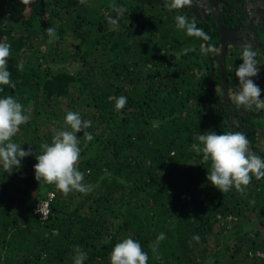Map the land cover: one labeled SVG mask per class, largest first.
I'll use <instances>...</instances> for the list:
<instances>
[{"label":"trees","instance_id":"obj_1","mask_svg":"<svg viewBox=\"0 0 264 264\" xmlns=\"http://www.w3.org/2000/svg\"><path fill=\"white\" fill-rule=\"evenodd\" d=\"M183 12L135 0H0L15 85H0V98L14 97L30 116L12 139L33 150L12 174L0 165V264H75L76 246L83 264H111L129 237L148 264H264V178L221 193L193 148L204 132L232 131L200 36L177 27ZM120 96L127 103L117 110ZM69 111L91 121V141L77 134L88 194L35 179V155L71 130ZM46 199L41 220L33 208Z\"/></svg>","mask_w":264,"mask_h":264},{"label":"clouds","instance_id":"obj_2","mask_svg":"<svg viewBox=\"0 0 264 264\" xmlns=\"http://www.w3.org/2000/svg\"><path fill=\"white\" fill-rule=\"evenodd\" d=\"M84 3V0H79ZM29 4L31 0H22ZM192 0H170L168 7L181 9L190 6ZM113 8L118 13H123L124 8ZM177 27L186 29L189 35H197L207 38L206 35L190 24L186 17H176ZM50 41L56 39L55 29L48 28ZM242 63L236 69V77L239 89L235 93L234 103L237 108L264 109V99H261L262 89L252 79L257 77L260 67L257 66L256 55L252 44L242 42ZM11 56V46L0 42V85L15 87L11 81V72L8 70V61ZM18 70L22 71L23 64H18ZM217 99V98H216ZM217 104H218V100ZM127 98H116L115 107L123 109ZM30 116L24 113L23 106L12 96L0 98V165L10 174L13 169L18 170L22 166V160L33 155L31 147L23 150L20 145L13 142V137L20 130V126L28 123ZM65 123L70 131H58L52 138L51 144H42V153L35 155L37 163L34 165L36 181L41 180L47 184H54L64 195L75 190L88 194L92 189L90 185L83 183L84 175L78 170L80 160V148L77 134L83 133L86 141H91L93 136L85 131L91 126L90 120H83L79 113L69 111L65 116ZM198 144L193 145L197 153H202L203 162H210L211 170L208 171L207 181L221 193L228 192L233 187L243 193L250 184L252 176L257 179L264 178V159L250 151L249 141L239 131L217 134L215 131H207L198 136ZM202 145V147H201ZM35 207V206H34ZM39 208L37 209V211ZM34 212V208H33ZM49 213V206H48ZM36 214V213H35ZM165 239L161 233L157 237V243ZM198 240L199 237H193ZM75 264H83L86 256L79 246H76ZM111 264H148V254L143 251L141 245L132 238H125L116 243L110 255Z\"/></svg>","mask_w":264,"mask_h":264},{"label":"flooded vegetation","instance_id":"obj_3","mask_svg":"<svg viewBox=\"0 0 264 264\" xmlns=\"http://www.w3.org/2000/svg\"><path fill=\"white\" fill-rule=\"evenodd\" d=\"M135 1L164 7L170 3V0H156L155 3L152 0ZM180 10L186 13L190 19L188 22H192L207 37H199L198 43L206 48L211 72L209 79L212 77V84H217L216 90L212 86L220 115L232 132H242L247 139L248 135H253L254 143L264 140V126L255 124L261 119L264 122V109L237 108L234 103L235 93L240 87L235 71L242 63V42H249L257 52L255 59L260 72L252 79L262 89L261 99H264V0H192L190 6ZM176 11L174 9V13ZM222 57L224 74L220 65ZM256 149L258 153H253L264 159V144L257 145Z\"/></svg>","mask_w":264,"mask_h":264},{"label":"built area","instance_id":"obj_4","mask_svg":"<svg viewBox=\"0 0 264 264\" xmlns=\"http://www.w3.org/2000/svg\"><path fill=\"white\" fill-rule=\"evenodd\" d=\"M48 203L49 199L39 200L34 207V213L38 214L39 219L44 220L48 215ZM39 210L37 211V209Z\"/></svg>","mask_w":264,"mask_h":264},{"label":"rangeland","instance_id":"obj_5","mask_svg":"<svg viewBox=\"0 0 264 264\" xmlns=\"http://www.w3.org/2000/svg\"><path fill=\"white\" fill-rule=\"evenodd\" d=\"M168 8H169V7H168ZM155 10H156L157 12L160 13V11H162V8H159V7H158V8H155ZM173 10H174V9H173ZM183 14L186 15L185 12H183ZM191 24H192V22H191ZM192 36H194V35H192ZM192 42H196V43H197V41H195L194 38H193V41H192ZM192 45H196V44L194 43V44H192ZM255 122H256L255 124H258V123H259L261 126H264L263 119H261L260 122H258V121H255ZM258 143H259L258 146H259V145L261 146V144H264V140H261V139H260V140L258 141Z\"/></svg>","mask_w":264,"mask_h":264},{"label":"water","instance_id":"obj_6","mask_svg":"<svg viewBox=\"0 0 264 264\" xmlns=\"http://www.w3.org/2000/svg\"><path fill=\"white\" fill-rule=\"evenodd\" d=\"M142 1H149V0H142ZM154 3H155V1L156 0H152ZM218 20V19H217ZM218 23L220 24V22H219V20H218ZM220 65H221V71H222V73L224 74V57H222V59H221V62H220ZM209 85H210V88L211 89H213V84H212V77L210 78V80H209ZM225 98H226V96H225V94H224V96H223V100H225Z\"/></svg>","mask_w":264,"mask_h":264}]
</instances>
